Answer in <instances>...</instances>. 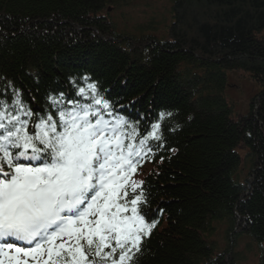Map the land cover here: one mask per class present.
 <instances>
[{
  "label": "trees",
  "instance_id": "trees-1",
  "mask_svg": "<svg viewBox=\"0 0 264 264\" xmlns=\"http://www.w3.org/2000/svg\"><path fill=\"white\" fill-rule=\"evenodd\" d=\"M130 1L0 0V98L19 90L41 112L50 94L72 99L69 80L88 76L108 100L134 104L143 126L171 112L165 148L140 169L157 219L131 264H235L241 239L264 249V88L236 122L225 72L264 83V0H170L163 44L117 36L106 4ZM218 229L220 250L210 240Z\"/></svg>",
  "mask_w": 264,
  "mask_h": 264
},
{
  "label": "snow or ice",
  "instance_id": "snow-or-ice-1",
  "mask_svg": "<svg viewBox=\"0 0 264 264\" xmlns=\"http://www.w3.org/2000/svg\"><path fill=\"white\" fill-rule=\"evenodd\" d=\"M69 84L43 112L0 98V264H131L156 226L136 176L172 113L143 126L90 77Z\"/></svg>",
  "mask_w": 264,
  "mask_h": 264
},
{
  "label": "rangeland",
  "instance_id": "rangeland-1",
  "mask_svg": "<svg viewBox=\"0 0 264 264\" xmlns=\"http://www.w3.org/2000/svg\"><path fill=\"white\" fill-rule=\"evenodd\" d=\"M123 3L124 5L121 9L109 12V19L123 32L120 34H124L127 37L133 35L136 38H140V40H137L138 42L150 40L161 44L168 40L166 30L171 21V4L169 0H148L147 2L131 6L126 5V2ZM108 8L111 11V6H108ZM262 36H264V32ZM239 70L243 73L240 71L228 73L226 77L227 87L224 91V97L229 106L236 108L240 113L232 115L234 121H238L240 117L243 118L247 115L252 96L260 90L259 84L249 80L246 75L248 74L247 72L242 69ZM241 120L244 121L245 119ZM245 173H247V170L244 171ZM248 174H245L243 178L246 179ZM231 237V235H228L229 239ZM244 247L243 244H240L237 248L245 257V261L239 264H255L253 261L256 258L255 255L243 252ZM253 250L256 253L259 252L257 249Z\"/></svg>",
  "mask_w": 264,
  "mask_h": 264
},
{
  "label": "bare ground",
  "instance_id": "bare-ground-1",
  "mask_svg": "<svg viewBox=\"0 0 264 264\" xmlns=\"http://www.w3.org/2000/svg\"><path fill=\"white\" fill-rule=\"evenodd\" d=\"M123 84H125V81L122 83V85ZM117 105V107H119V111H121V113H123V114H125V116H126V114H127V112H129V110H130V112L128 113V114H130L131 112H135L134 110H135V106H134V104H132L131 102H127L126 100H121V102L120 103H117L116 104ZM135 114V116H136V113H134ZM248 118V115H246L245 117H243V118H241L240 117V119H247ZM250 168V171L252 170V167H249ZM261 247H263L264 248V246H261ZM262 250H264V249H262L261 248V251ZM263 256H261V255H259V258H258V264H261V261L263 260Z\"/></svg>",
  "mask_w": 264,
  "mask_h": 264
}]
</instances>
